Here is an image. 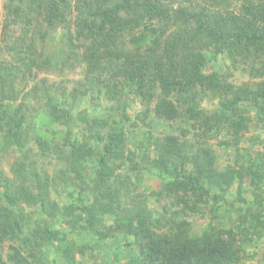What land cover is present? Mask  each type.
Here are the masks:
<instances>
[{
	"label": "trees",
	"instance_id": "16d2710c",
	"mask_svg": "<svg viewBox=\"0 0 264 264\" xmlns=\"http://www.w3.org/2000/svg\"><path fill=\"white\" fill-rule=\"evenodd\" d=\"M243 2L238 12L229 10V0H203L199 5L192 2L190 6L177 8L173 7L174 0H10L7 3L3 40L16 39L9 53L13 51L21 62L17 66L3 60L5 50L0 44V84L10 79L9 86L13 87L22 71H42L49 62L51 66H61L57 71L63 72L71 69V59L83 62L86 81L70 93L64 89L57 92L55 84L39 81L40 86L35 88L44 95L39 110L28 105L26 110L21 106L16 108L0 101V153L10 147L19 154V162L13 166L17 180L4 177L0 183V264H47L40 247L46 244L49 248L62 241H65L60 250L62 259L76 264L77 255L99 245L90 242L79 245L65 240L63 228L79 238L89 236L91 241L99 242L113 236L110 228L114 227L128 237L130 241L126 244L134 249L128 264H239L242 261V244L253 241L254 237H264L262 158L253 159L248 167L239 170L220 171L215 166L216 154L211 150L191 154L194 148L188 139L179 141L173 136L158 139L151 131L145 132L150 145L162 150L157 159L150 160L151 149H143L141 158L149 164V171L163 174L161 178L166 182L163 190L168 194L190 190L197 197L194 203L197 206L210 202V198L223 197L236 181L240 183L238 201L242 205L234 228L210 225L202 233H192L188 222L171 221L169 232L159 234L152 230V212L145 207L143 199L134 202L133 197V202L126 204L124 198L131 195V177L121 181L117 172L126 164L125 123L131 118L128 114L120 121L111 114L107 118H91L88 112L77 115L75 111L80 109L86 93L97 91L101 98L105 96L114 104L130 91L140 99L143 109L139 120L145 127L150 125L151 118L182 123V135L187 136L189 130L182 128L183 124L204 127L206 133L227 125L238 144L251 120L240 113L239 105L250 102L264 111V80L254 89L248 84L236 88L218 72L206 75L204 68L227 55L234 66L251 60V75L264 78V0ZM41 25H48L53 32L59 27L67 29L66 46L70 48V52L69 49L65 52L67 64L53 58L43 59L49 32L40 33ZM130 37L127 45L126 39ZM60 52L63 55L64 49ZM107 72L111 76L104 79ZM102 78L103 82L99 83ZM172 91L179 92L176 102L168 99ZM161 92L166 93L165 97L159 96ZM206 96L221 101V110L211 117L198 109L199 101ZM121 110L126 109L122 106ZM41 115L45 119L42 124L38 121ZM79 125L85 127L78 131ZM54 129L60 130L56 134L61 139L48 135ZM30 142L43 157H57L62 169L55 176L51 178L45 170L40 175L31 157ZM138 168L133 163L132 173ZM88 169L92 170L90 174ZM74 179L80 181V203L61 209L52 194L60 196L58 185L66 192L72 189ZM246 179L254 189V200L245 209L241 195ZM66 195L73 196L71 192ZM86 195L92 196V204H85ZM181 201L187 204L186 199ZM23 207L30 211L25 213ZM35 208H43L50 219H34ZM59 217L61 221L55 228L50 223L57 222ZM107 219H111L112 225L106 223ZM6 243H10V252L4 259Z\"/></svg>",
	"mask_w": 264,
	"mask_h": 264
},
{
	"label": "rangeland",
	"instance_id": "374dc122",
	"mask_svg": "<svg viewBox=\"0 0 264 264\" xmlns=\"http://www.w3.org/2000/svg\"><path fill=\"white\" fill-rule=\"evenodd\" d=\"M10 0H0V44L1 48H4V57L9 64L17 65L20 64V60L15 58L13 51L9 53L11 47L14 46L16 39H7L4 41L3 38V25L7 17V3ZM176 4L173 5L174 8L178 6H190L193 3L200 4L198 0H174ZM244 4L243 0H229V10L232 12H238L241 9V6ZM171 5V4H170ZM34 27V25H33ZM173 31L168 30L167 35L171 34ZM47 33L46 38V50L44 52L45 56L43 59L48 60V58H53L54 60H59L60 62L64 61L66 64L67 57L65 52L70 48L66 46L67 40V29L64 27L57 28L54 32L47 26L41 25L40 33ZM11 35V33H9ZM132 37L126 39V44L128 45ZM10 43V44H9ZM7 47L9 48L7 50ZM12 49V48H11ZM64 49V54L61 55V50ZM71 69L66 68L65 71H57L61 66H49L46 69L37 70L32 69V73L22 71V74L17 75L16 82L13 87H10L11 80L9 82H3L0 84V101L2 100L5 103H11L12 105L23 107L25 110L28 105L31 109L34 106L37 110L42 108L40 103L43 95L42 90H37L35 87L40 86L38 84L41 80H46L49 84H55V89L57 92L66 90L67 93H70L71 90L76 87H80V83H85L86 77V67L83 65L82 61H73L71 59ZM252 61L249 60L244 63H240L237 66H234L229 60L227 55H223L220 59L211 61L204 68V73L209 75L213 72H218L225 77L230 85L235 86L236 88L242 87L245 84H248L252 89L256 88V84L264 80L253 77L252 74ZM22 68V66H21ZM9 75V74H8ZM110 77L111 74L107 72L104 75V79ZM11 77V75H9ZM103 78L99 79V83L103 82ZM53 86V85H52ZM90 88V87H89ZM64 89V90H62ZM85 89V88H84ZM177 91H172L168 96L173 102L177 101L178 96ZM160 94V92H159ZM102 95V94H101ZM166 93L161 92V97H165ZM83 97V95L81 96ZM80 97V98H81ZM79 98V97H78ZM40 101V102H37ZM79 103L81 100H77ZM221 101L217 98L207 97L201 99L198 103V109L204 111L208 117L216 115L221 110ZM80 109L76 110L75 113L78 115L80 112H88L91 118H96L103 116L107 118L110 114L114 117L116 121H120V118L124 114H128L131 118L130 121H126V132H127V149L124 154V159L126 164L119 170L118 173L121 175L120 180H124L126 176L131 177L130 194L125 199L127 205H130L136 200L143 199L146 203L145 207L152 212V218L154 220L152 224V230L156 231L159 234H165L171 229V221H176L180 224L182 221H186L190 224L192 233H202L208 226H212L219 229H230L234 228V225L238 224V215L241 212L240 201H238V192L240 183L236 181L229 189V192L221 198L213 199L210 198V202L207 203H198L196 206L194 203L197 199L195 194L190 190L180 191L177 194H168L163 189L166 185V182L162 180V173L158 171H149L148 163H145L141 158L143 149L148 150L150 148V160L157 159L161 155V148L157 146L150 145L149 140L146 138L148 131H151L155 137L158 139H163L166 136H173L179 141L189 140L191 146L194 149L190 150L191 154L199 152H204L211 150L216 154L217 163L215 164L216 168L220 171L226 169H235L239 170L242 167H248V165L258 157L262 158V165L264 164V111H261V107L257 104L246 102L239 105L240 113L250 120L248 131L243 132L240 142L236 144V139L234 133L227 129V125H224L222 129H214L210 132H205L203 128H193L192 124H183L182 128L189 130L187 136L182 135L181 126L182 123H170V122H161L155 118L149 120L150 125L146 126L143 124L142 120H139V114L142 111V104L140 99L133 92L126 91L124 93V98L119 103H111L109 98L99 95L96 91L95 93H86V96L83 98L80 103ZM122 106L126 110H121ZM35 110V109H34ZM81 110V111H80ZM75 118H77L75 116ZM235 118V117H233ZM38 121L40 124L45 123L44 116H39ZM137 123V127L133 124ZM39 132H41V125H39ZM82 125H79L77 130H81ZM43 130V129H42ZM60 130H51L48 132V135L53 138H60L56 133ZM82 133V132H80ZM90 134L87 131V136ZM81 137H84L83 135ZM138 142V143H137ZM229 143V145H225ZM1 144V141H0ZM33 146L30 142L29 147ZM129 150V152H128ZM131 150V151H130ZM1 154V153H0ZM169 154V153H168ZM167 154V155H168ZM31 157L34 159L36 168L40 171V175L48 173L51 178L55 176L58 170L62 169L58 165V159L55 157L46 158L41 155L38 148L33 146ZM19 154L16 150L8 148V151L1 154L0 157V183H3L2 179L7 177L10 180H17L14 173V164L19 162ZM138 164L140 168L137 169L139 173L138 177L135 176V172L132 173L131 166L132 164ZM191 169H194V164L191 163ZM45 170V171H42ZM91 169H88L87 173L90 174ZM161 174V175H160ZM43 178V177H42ZM88 180L90 178H87ZM59 181V180H58ZM79 179L73 180L72 189L66 192L65 188L62 185L57 186L59 190V197L55 193L52 194V199L57 202V205L62 209L64 206L68 205H77L80 203L79 189ZM254 189L250 186L249 179H246L243 183L242 195L241 197L245 200L243 207L246 209L253 202V193ZM68 192L72 193V197L66 195ZM217 192V190H215ZM123 193V192H122ZM123 195V194H121ZM140 195H142L140 197ZM182 199L187 200V204L181 201ZM85 204H92V196L84 197ZM196 206V208H195ZM195 208V209H194ZM34 219L41 221L43 218H46V212L43 211V208H35ZM22 211L25 213L30 211L26 207L22 208ZM62 212V211H61ZM64 213V212H63ZM61 216V215H60ZM70 221L71 216L69 217ZM50 217H48V220ZM47 220V221H48ZM111 219H107L106 223L112 225ZM61 221V218L57 222L50 223L54 224L55 228L58 227V223ZM111 226H109L110 228ZM113 232V236L108 237L107 239L97 241L93 239L91 241L89 236L79 238L74 232L68 228L62 229V234L65 236V240L75 241L79 245L90 242L91 244L99 245L98 248H93L92 251L86 252L84 255H77L76 264H128L129 258L134 252L133 248L127 246V242L130 240L125 235H121L119 231L114 227L110 228ZM65 241L58 242L55 246H45L42 245L39 249L42 253V258L46 260L47 264H68L65 259H62L60 250L64 248ZM10 243H6L4 248V259H7V254L10 252ZM242 261L239 264H264V237L261 239L253 238V241L249 243L242 244L241 252Z\"/></svg>",
	"mask_w": 264,
	"mask_h": 264
}]
</instances>
